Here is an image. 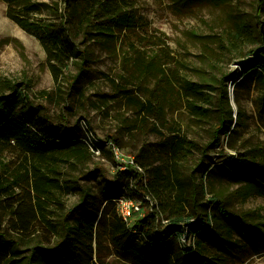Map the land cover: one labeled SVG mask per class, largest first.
<instances>
[{
    "label": "rangeland",
    "instance_id": "1",
    "mask_svg": "<svg viewBox=\"0 0 264 264\" xmlns=\"http://www.w3.org/2000/svg\"><path fill=\"white\" fill-rule=\"evenodd\" d=\"M91 3L82 0L85 11ZM11 7L14 13L57 26L67 13L65 0H39ZM127 7L134 19L131 31L117 32L109 41L76 37L80 50L87 48L90 72L81 76L77 85H71L69 78L78 74L75 62L70 60L63 75L54 82L37 35L11 21L6 16L8 5L0 0V89L4 96L11 94L5 90L13 86L16 95L26 98L24 105L30 103L38 108L51 125L75 129L76 141L90 155L84 170L98 168L89 179L79 181L90 195L82 217L74 215L65 224L75 239L79 263L134 264L110 244L107 222L101 221L98 226L103 209L112 204L110 212H115L126 229L140 240L144 233L139 224L153 213L155 231L160 233L170 219H166L149 184L170 176L186 179L192 172L199 190L202 189L203 203L219 198L228 211L245 219L249 226L258 224L264 231V195L244 198L240 191L243 181L234 173L225 172L231 167L227 163L231 157L240 158L254 148L264 154V88L249 81L240 82L245 69L236 65L262 46L264 9L258 13V0H233L219 7L197 0H128ZM234 26L250 34V43L238 53L229 54L221 46ZM147 42L160 48L149 54L153 61L167 63L164 67L169 81L176 82L178 88L180 84L193 83L201 96L190 98L180 89L165 91L155 69L149 75L140 74L135 61L136 47ZM131 45L135 46L134 51ZM116 88L130 90V96L143 102L156 101V109L139 115L138 108L133 109L127 98L115 97ZM222 120L226 126L230 122L233 132L230 136L222 135L216 147L208 151L205 146L211 132ZM26 156L19 149H4L0 157L2 169L7 172L2 174L6 181L1 182L9 189L8 194L0 195V222L9 234L14 223L12 210L18 207L15 202L29 200L21 187L34 179L30 173L38 161L34 156ZM198 160L202 165L197 164ZM56 167L49 164L43 171L53 177L50 172ZM62 171L61 190L54 193L55 200L50 191L39 201L41 210H37L43 216L39 214L41 221L33 225L32 238L22 241L18 264L29 256L31 245L52 248L62 238L61 216L80 199L76 185L67 179L66 168ZM15 181L19 187L12 185ZM135 183L143 189L138 190ZM32 196L35 202L33 193ZM12 201L14 206H9ZM94 217L90 239L84 231V220ZM195 223V219L187 220L181 237L175 233L170 236L167 243L171 258L156 256L155 264H176L173 259L181 250L194 249L198 233L204 234L206 230L202 227L198 233H191L188 228ZM232 240L238 242L239 248L221 249L206 238L204 255L211 264H264V237L248 232L246 238H241L234 233Z\"/></svg>",
    "mask_w": 264,
    "mask_h": 264
},
{
    "label": "trees",
    "instance_id": "2",
    "mask_svg": "<svg viewBox=\"0 0 264 264\" xmlns=\"http://www.w3.org/2000/svg\"><path fill=\"white\" fill-rule=\"evenodd\" d=\"M3 1L8 5L6 16L26 32L37 35L46 53L54 82H57L59 77L63 75L70 60L74 61L78 67L77 76L69 78L71 85H77L78 79L90 72L87 48L84 47L80 50L75 41L76 37L81 36L89 41L93 39L109 41L115 37L117 32L131 31L134 27L133 16H131L127 7L128 0H91L90 9L87 11L83 8L82 0H65L67 13L61 16L62 20L58 26L41 20H31L21 12L14 13L11 7V5L17 6L20 3L28 5L39 0ZM197 1L219 7L228 5L233 0ZM262 9H264V0H258V13ZM70 24L73 25L70 26ZM75 29L77 32H75ZM249 39L250 34L246 30L234 26L231 31L227 32L221 49L229 54H236L242 47L249 45ZM155 47L156 44L152 42L143 43L141 47H136L135 61L138 62L139 73L149 75L155 69L160 74V81H163L161 83L165 85V91H179L180 89L188 94L190 98L201 96L202 92L199 87L193 83L180 84V88H178L176 82L169 81L164 67L167 63L161 64L160 61H153V57L150 55L153 49H160ZM131 49L134 51L135 46L131 45ZM243 73L240 82L243 80L245 82L249 81L264 88V66L262 64L250 65ZM130 74H134L133 69L130 70ZM128 85L133 84L129 82ZM12 87L5 90L11 92L8 96H4V92L0 89V157L4 149H19L25 156L36 157L38 165L34 164L32 172H29L34 177L31 183H23V187H21L25 191L24 193L29 195V200L15 202L18 207L16 210H12L14 211L12 233L6 232L0 222V264H18L16 261L19 259V254H22L20 251L21 246L24 244L22 241L32 238L31 229L34 224L41 221L40 216H43L37 210H41V202L39 201L44 199L50 191H53L51 196L55 200L54 193L61 190L62 175L64 174L62 168L64 167L67 170L68 181L76 185L80 192L79 202L61 216L60 225L63 231L59 242L52 248H41L36 244L31 245L28 248L30 254L25 258L23 264H80L75 239L68 227H65V224L74 215L82 217L81 211L87 204L90 195L87 188L79 185V181L89 179L98 168L94 166V171L84 170L90 161V155L82 144L76 141L75 129H65L51 125L48 118L44 113H40L38 108H33L30 103L25 106L26 98L23 99L16 95V91ZM114 95L116 98L118 96L127 98L128 102L132 103L133 109L138 108L139 115L142 113L149 114L156 109V101L143 102L130 96L132 95L130 90L116 88ZM9 99H11V102H5ZM228 117L231 121L232 113L230 109ZM232 132L230 122L226 126L223 120L220 121L212 130L210 141L205 146L206 149L208 151L212 150L219 143L222 135L230 136ZM201 154L206 158L203 151ZM26 160L27 158L24 159L25 162ZM201 162L198 160L197 164L202 165ZM227 163L231 167L225 172L234 173L244 183L240 189L244 192V198L255 194L264 195V154L261 149L254 148L247 154L240 156V158L231 157V160ZM40 164L46 165L42 167ZM49 164L58 165L56 167L58 169L55 168L50 172L55 177H49L43 171ZM0 166V195L3 196L8 194L9 189L3 185L4 182H1L6 181L2 180V174L7 172L2 169L4 166L1 162ZM194 173L192 172L186 179L170 176L156 179L149 184L150 191L161 202L162 212L166 214L167 220L170 219V223L164 230L157 233L155 231V215L153 213L146 215L139 224L144 233L141 240L126 229V225L115 212H110L112 204H108L103 209L98 226H100L101 221L107 222L110 244L119 253L127 258L129 257L134 264H155L156 256L171 258L172 253L168 249V239L174 233L175 236L181 237L184 234L183 225H186V221L195 219L196 223L190 226L188 230L191 233H198L202 227H205V233H198L193 250H181V254L176 255L173 261L176 264H211L210 259L204 255V251L207 249V237L212 240L215 246L221 249L239 248L238 242L232 240L234 233H237L241 238H246L248 232L264 237V231L258 224L249 226L245 219L228 211L219 198H211L203 203L201 199L202 189L199 190ZM117 176V178H120L121 175L118 174ZM12 185L18 186V182L15 181ZM135 187L138 190L143 189L139 183H135ZM103 191H106L105 188ZM32 193L37 199L35 202L33 196L30 197ZM10 205L14 206V202ZM95 221V217L84 220V231L90 239L92 238ZM79 229L77 228V231ZM98 234L99 231H96V235ZM191 251H193V256H190ZM185 253L188 254L185 255Z\"/></svg>",
    "mask_w": 264,
    "mask_h": 264
},
{
    "label": "water",
    "instance_id": "3",
    "mask_svg": "<svg viewBox=\"0 0 264 264\" xmlns=\"http://www.w3.org/2000/svg\"><path fill=\"white\" fill-rule=\"evenodd\" d=\"M261 35H262V46H259L256 49H254L251 55L248 56L246 59L236 62L237 66H239L242 69H247V67L255 63H260L264 66V30L263 29H261Z\"/></svg>",
    "mask_w": 264,
    "mask_h": 264
},
{
    "label": "built area",
    "instance_id": "4",
    "mask_svg": "<svg viewBox=\"0 0 264 264\" xmlns=\"http://www.w3.org/2000/svg\"><path fill=\"white\" fill-rule=\"evenodd\" d=\"M92 135V132H89Z\"/></svg>",
    "mask_w": 264,
    "mask_h": 264
}]
</instances>
